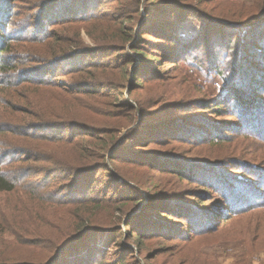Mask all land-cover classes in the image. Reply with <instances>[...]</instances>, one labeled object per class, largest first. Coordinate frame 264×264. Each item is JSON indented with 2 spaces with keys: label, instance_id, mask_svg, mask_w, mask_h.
<instances>
[{
  "label": "trees",
  "instance_id": "16d2710c",
  "mask_svg": "<svg viewBox=\"0 0 264 264\" xmlns=\"http://www.w3.org/2000/svg\"><path fill=\"white\" fill-rule=\"evenodd\" d=\"M91 1L46 4L53 17L48 9L34 13L22 25L30 29L27 32L4 30L12 18L7 4L0 2V195L16 198L12 205L3 199L1 209L12 219L6 231L13 240L0 238V264H119L103 259L112 228L131 241V246L118 250L132 256V243L140 252L149 238L165 234V226L155 220L176 219L190 232H212L217 221L224 223L226 215L242 212L251 202L222 189V169L213 162L177 156L175 151L178 143L216 144L226 132L250 130L264 138V102L259 99L264 93V0H247L249 5L238 11L223 9L222 19L208 22L217 24L216 32L221 29L220 39L212 44L222 45V64L229 57L224 50L230 49L234 78L222 76L221 97L200 101L204 111L171 116L169 121L157 112L144 113L139 100L132 105L135 101L126 95L124 83L132 93L166 60L174 63L188 55L174 44L175 31L168 25L147 29L156 39L150 44H169L165 54L149 56L145 47L133 42L137 36H127L119 27L133 56L109 60L96 55L81 38V32L92 36L80 16L93 7ZM167 3H149V13H165ZM68 27L72 28L67 31ZM137 60L148 65H137ZM206 112L232 118L217 123ZM150 144L170 145L171 151L153 150ZM149 174L196 184L197 199L186 206L170 191H157ZM97 182L102 186L96 187ZM209 190L216 195H207ZM206 198L211 203L203 208ZM112 203L119 207L114 210ZM101 216L109 218L107 223ZM172 230L167 228V233Z\"/></svg>",
  "mask_w": 264,
  "mask_h": 264
},
{
  "label": "rangeland",
  "instance_id": "374dc122",
  "mask_svg": "<svg viewBox=\"0 0 264 264\" xmlns=\"http://www.w3.org/2000/svg\"><path fill=\"white\" fill-rule=\"evenodd\" d=\"M62 1L66 2V0H0L1 3L7 4L12 18V23L5 26L4 30L30 31V29H24L22 25H25L34 13L48 9V15L53 17L51 10L45 5L50 3L59 6V4L62 5ZM167 1L170 4L165 13L159 11L149 13V3L168 4ZM91 3L93 7L80 16L86 21L84 25L92 36L88 37L81 32V38L84 45L94 49L96 55L112 61L124 59L126 55L133 56L129 42L127 43L117 31L119 27H123L127 36L138 37L137 41H133L137 48L142 45L147 55L161 56L169 51V44H166L168 42L163 45L150 44V41L154 42L156 39L147 34L146 30L163 28V26L167 28V25L169 30L175 31L173 32L174 44L181 47L179 51L188 52L186 57H177L178 60L174 63H171L169 59L166 60L158 72L146 74L143 87L139 85L132 93L128 92L130 85L124 83L126 95H130V99L135 101L132 105L136 107V102L141 101L144 113L157 112L155 115L162 117L161 120L164 121H169L171 116L200 113L204 111L200 108L202 107L200 101H211L212 98L221 97L224 84L222 76L234 78L231 70L233 63L229 62L232 57L230 49L224 50L228 52L229 57L222 64V42L218 43L221 46L212 44L220 39L221 29L216 32L217 24L208 22L222 19L223 9L238 11L242 6H248L247 0H92ZM32 7H34L33 10ZM192 20V24L188 23ZM150 21L156 23V26L150 27ZM201 25H203L202 28ZM70 28L72 27H68L67 31ZM57 29L61 30L62 25ZM200 31L202 33L199 40L200 36L196 33ZM70 35H74V29L71 30ZM206 40L207 44H203ZM101 47H104L106 51H96ZM193 47L197 49L192 52ZM155 48H160L162 51L155 52ZM153 57H157L160 62L165 60V56L162 60L158 56ZM139 62L140 60L136 61L137 65ZM140 64L148 65L143 61ZM151 64L157 66L156 63ZM169 65L172 66L167 69ZM229 82L230 79L227 83ZM104 89L110 91L108 87ZM259 99L264 102V93ZM162 106V110H159ZM206 114L213 117V121L217 123L228 122L232 118L223 114L215 117L210 112ZM137 117L135 114L133 120ZM224 136L222 141L216 144L207 141L178 143L175 154L188 159H198L203 163L213 162V166L222 169V189L226 188V191L228 189L235 195L249 198L251 200L249 206L242 207V212L236 211L229 216L226 215L224 223L217 221L215 230L205 233L182 229V221L179 222L176 219L155 220L152 217L150 220L154 219L158 224L165 226L166 229L162 230L165 234L159 232L156 236L149 238L140 252L135 248L136 243H132L134 246L132 256L126 253L124 256L123 251L118 250L120 246H131V241L123 239L119 231L112 228L103 246L108 249L107 256L103 257L104 263L116 259L119 264H264V138L250 130L226 132ZM170 147L166 144L149 145V148L153 150L166 152L171 151ZM144 175L147 177V174L144 173ZM149 175L152 176L148 179L151 178L152 182L158 185L157 191L162 189L170 191V196L181 198L185 203L187 202L186 206H189L190 201L197 199L194 198L196 184L175 181L169 176ZM44 178L47 181L50 176L45 175ZM105 180L107 177L103 181ZM230 180L234 183H230ZM99 182L96 187L102 186ZM118 182L124 185L123 182ZM146 184L152 183L148 181ZM207 195L214 196L216 193L209 190ZM103 196L113 198L114 193L108 195L103 193ZM5 198H7V205L16 202V198L0 195V238L11 242L13 237L6 231V223L12 222V219L6 218L1 209ZM210 203L211 201L206 198L201 203V207L207 208ZM112 207L115 210L114 207H119V204L112 203ZM116 215L119 214L116 213ZM99 219L105 223L109 220L105 216ZM170 227L173 230L167 233V228ZM121 256H124L123 259L120 258ZM152 256L154 258H151ZM45 257L46 255H43V260Z\"/></svg>",
  "mask_w": 264,
  "mask_h": 264
}]
</instances>
